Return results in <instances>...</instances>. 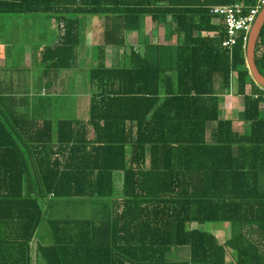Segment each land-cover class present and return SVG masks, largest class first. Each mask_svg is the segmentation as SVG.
Instances as JSON below:
<instances>
[{"label":"trees","instance_id":"trees-1","mask_svg":"<svg viewBox=\"0 0 264 264\" xmlns=\"http://www.w3.org/2000/svg\"><path fill=\"white\" fill-rule=\"evenodd\" d=\"M235 3L255 0H0V18L52 19L38 51L46 90L79 70L81 21L96 20L83 117L39 123L0 93V264H264V98L243 37L223 47L212 11ZM107 48L129 53L108 66ZM255 64L264 75V27ZM230 91L244 131L220 118ZM62 199L103 204L91 218H47ZM44 221L51 243L33 249ZM205 223L229 225V236L195 227Z\"/></svg>","mask_w":264,"mask_h":264},{"label":"rangeland","instance_id":"rangeland-1","mask_svg":"<svg viewBox=\"0 0 264 264\" xmlns=\"http://www.w3.org/2000/svg\"><path fill=\"white\" fill-rule=\"evenodd\" d=\"M1 18H3V21L7 22V24L0 30V77H5L12 89H17L22 92L27 91L33 94V101L36 105L40 101L38 95L42 93V88H44L46 82V79L41 76L42 65L39 62L38 51L43 45L50 43L53 39L56 32L55 25L52 19L48 18L46 15H10L9 17L5 16ZM86 18L82 19L80 25V37L82 41H86V46H84L85 48L80 57L82 61L79 67L78 80H76V85L74 84L75 81L63 84L65 86L61 85L60 89L62 95L59 94L57 98L54 99L55 108L52 110V112H54L53 117L56 118L68 117L65 112L59 110L63 108L69 112L66 108H69V106H72L75 102H78L77 104H79L81 108L78 115H82L85 111L87 113L88 99L82 97L76 100L75 98V96H78L76 95L77 91L88 88V67L96 65V36L93 31L96 20L89 19L88 21ZM145 22L147 25L146 32L148 33L150 28L152 29L153 23L149 18H147ZM159 32L162 34L163 29L159 28ZM144 35L145 32L142 31L140 40H142L141 42L143 43L144 39L142 38ZM136 36L137 35L134 33L128 35V42L133 43ZM109 50L110 51H107L106 55V63L108 66L114 65L117 62V57L122 60L124 52L127 54L129 53L127 48L120 49L117 53L112 49ZM50 91L51 89L49 92ZM240 127L242 128V126ZM117 174L118 173H115V176ZM116 179L119 182L116 183L115 187L119 188L121 176L117 175ZM93 204L94 210H97L96 208L101 207L103 203L100 204L95 202ZM94 210L91 202L80 203L76 201L75 203V201L62 199L58 200L50 207L46 212V217L91 218L94 217ZM228 226L229 225L225 223L195 224V227L201 230L217 234L220 240H224L229 236ZM36 237L39 238L44 245L50 243L51 237L45 221L42 222L37 230ZM35 247L36 244H33V249H35Z\"/></svg>","mask_w":264,"mask_h":264},{"label":"crops","instance_id":"crops-1","mask_svg":"<svg viewBox=\"0 0 264 264\" xmlns=\"http://www.w3.org/2000/svg\"><path fill=\"white\" fill-rule=\"evenodd\" d=\"M215 21L217 22L218 20L216 19ZM6 24H7V22H4L3 18H0V30L4 26H6ZM145 24H146V22H145ZM152 28H154V25ZM248 36H249V33H248ZM247 41H248V38H247ZM89 43H90V41H89ZM246 45H247V42H246ZM109 49H111V48L106 49V55H107V51H110ZM117 60H118V57H117ZM78 75H79V70H76L74 72L62 71V72L58 73L56 75V82L53 85V87L50 88L51 89L50 92H48L50 89L46 90L45 86H44V88H42V93L38 95L40 101L36 105L33 101V98H34L33 94H30L27 91L22 92V91L17 90V89H15V90L12 89V87L9 86L8 82L6 81L5 77H2V78L0 77V93H2L4 95H10L12 97H15V99L17 100V101L15 100V103H16L15 109H17L19 112H27L29 114V116H31L33 118L35 117L39 123L41 121H43L44 119H53V120L78 119V118L83 117L85 114V112H84V113H82V115H78L79 110L81 109L79 104H77L78 102H75V103L73 102L74 104L72 106H69V108H66L67 110H69V112H67L63 108H60L59 111L65 112L68 117L56 118V117H53L54 112H52V110L55 108V104H54L55 100L54 99L57 98V96L59 94L62 95V91L60 89L61 85L65 86L63 84L70 83L73 81H75L74 84L76 85V82H77L76 80H78ZM41 76H42V74H41ZM256 89H257V87H256ZM250 90H251V87H250V85H248L246 87V92H250ZM76 95H78V96H75L76 100H78L79 98H82V97H86V99H88L89 95H90L89 87L85 90L81 89V90L77 91ZM254 95H256V94H254ZM46 97L49 98V105L46 104V101H45ZM41 99H43V100L41 101ZM220 104H221L220 105V118L233 120L235 128L239 129V128H241L240 126H242L241 129L244 131L246 129V125L242 121V119H243V99H242V97L236 96L232 93V91H230V93L223 96V100ZM4 109H6L4 107V105H1L0 111L4 110ZM260 110L262 113H264V102H262L260 104ZM235 121H237V122H235ZM214 125H215L214 123H208L207 124V131L209 132L211 130V128L214 127ZM208 140L210 142L215 141V139H212L210 137H208ZM117 182H119V181H117ZM93 203H95V202H93ZM93 203H92V206H94ZM224 240H220V241L223 242ZM50 243H51V239H50ZM32 244H42V242H41V240H39V238H37L35 236ZM175 254L177 255L178 258H184L185 259L188 256V249L187 248L177 249L175 251ZM228 259L229 258H227V261H228ZM34 263H35V260H34Z\"/></svg>","mask_w":264,"mask_h":264},{"label":"built area","instance_id":"built-area-1","mask_svg":"<svg viewBox=\"0 0 264 264\" xmlns=\"http://www.w3.org/2000/svg\"><path fill=\"white\" fill-rule=\"evenodd\" d=\"M262 7H264V0H255V4L250 7L242 3L213 7V13L221 16L225 25L226 37L222 42V46L231 48L240 37H243L246 43L248 33ZM256 87L258 94L255 97L260 96L264 98V87L258 84H256Z\"/></svg>","mask_w":264,"mask_h":264},{"label":"water","instance_id":"water-1","mask_svg":"<svg viewBox=\"0 0 264 264\" xmlns=\"http://www.w3.org/2000/svg\"><path fill=\"white\" fill-rule=\"evenodd\" d=\"M262 27H264V7H262L249 32L246 45V63L250 76L256 84L264 87V75L259 72L255 64V48Z\"/></svg>","mask_w":264,"mask_h":264}]
</instances>
